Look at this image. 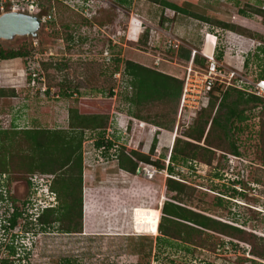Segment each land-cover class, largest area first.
Instances as JSON below:
<instances>
[{
    "label": "rangeland",
    "instance_id": "374dc122",
    "mask_svg": "<svg viewBox=\"0 0 264 264\" xmlns=\"http://www.w3.org/2000/svg\"><path fill=\"white\" fill-rule=\"evenodd\" d=\"M75 1L37 0L41 11L38 14L48 15L52 5L55 9L54 18L42 23L37 37L0 40L3 50L29 52L27 59H0V88L7 92L6 97H0V130L66 131L71 112L111 111L103 139L112 141L114 146L99 149L95 145L96 132H84L82 232L27 234L26 239L14 242L15 254H9L4 246L2 259L10 264H57L65 259L71 264H253V261L264 264V259L249 254L248 244L214 232L206 231L204 239L207 245H216L215 252L180 242L159 244L157 233L137 234L136 229L155 216L146 208L138 213L141 207L159 208L161 216L163 204L169 198L166 192L169 174L156 168L148 170L149 175L144 174L142 169H151L145 164L139 165L141 172L138 169L135 175L129 174L118 168L116 159L120 147L148 155L155 138L152 159H164L167 165L178 137L174 133L176 118L170 132H159L151 122L132 118L126 103L129 89L128 77L123 73L124 62L156 69L184 83L189 64L179 61L175 46L187 45L203 50L206 55L221 53L225 67L255 80L264 73V18L252 13L255 9L264 10V0H167L191 5L193 13L207 18V23L180 15L171 22L168 19L173 18V11L146 0ZM161 16L166 19L163 26L159 25ZM218 22H230L255 35L251 38L249 33L241 35L220 29L215 26ZM146 30L147 43L143 44ZM10 89L15 97L8 96ZM61 93L71 96L62 97ZM234 100L236 96L232 94L226 104ZM242 104L236 107L238 111L244 108ZM165 111L164 107L160 114ZM257 112L256 109L245 112L247 129L240 134V158L229 156L219 167L222 161L216 154L212 165L198 161L179 164L171 175L199 191L194 192L187 206L264 238V170L253 160ZM148 113L154 117L156 110L142 111L141 115ZM187 129L179 128L178 135ZM16 136L15 143L21 138ZM26 177L24 173L11 176L10 192L18 208L28 196L39 200L42 191L43 196L48 194L45 186H32L28 192ZM218 199H222L221 205H217ZM86 210L89 214L85 212L84 217ZM18 222L22 224L21 220ZM17 231L16 235H23L19 226ZM9 240L10 237L7 240L5 237L2 241Z\"/></svg>",
    "mask_w": 264,
    "mask_h": 264
},
{
    "label": "trees",
    "instance_id": "16d2710c",
    "mask_svg": "<svg viewBox=\"0 0 264 264\" xmlns=\"http://www.w3.org/2000/svg\"><path fill=\"white\" fill-rule=\"evenodd\" d=\"M120 1L128 2L129 0ZM146 1L161 7L163 10L173 11V18L168 19L171 22L177 15L205 23L209 21L207 18L193 13L191 5H182L181 2L175 3L167 0ZM252 14L264 18V10L262 9L253 10ZM165 20L161 16L159 25L163 26ZM215 26L241 35H244L242 32L249 33L251 38L255 35L230 22H218L215 23ZM147 37L148 31L146 30L142 35L141 42L143 44L147 43ZM191 52V48L180 45L176 57L179 58V61L188 64L191 60ZM28 56L29 52L25 49L6 51L0 48V59L3 61L27 59ZM221 58L222 54L220 53L217 60H221ZM206 64V58L197 54L194 56V66L205 67ZM123 73L128 77L129 92L126 95V103L132 118L142 122H151L160 130L159 132L162 130L172 131L182 94L183 81L132 61L124 62ZM258 79H264V73L258 75L253 81ZM70 94L61 93V96L68 97L71 96ZM232 94L236 96V100L227 105L226 100ZM6 96L7 92L0 88V97ZM8 96L15 97L13 89H10ZM241 103H243L244 108L238 111L236 107ZM164 107L166 111L164 114H160ZM157 108L160 109L158 112ZM151 109L156 110L154 117L149 113L141 115L142 111L150 112ZM253 109L258 111L253 160L257 166L264 170V99L247 92L244 87L240 89L223 87L212 90L208 107L201 109L197 113L195 123L175 139L167 165H165L164 159H152L151 155H154L157 143L155 138L148 155L120 147L116 157L117 166L120 170L135 175L139 165L145 164L160 171L165 169L170 175L166 178V192L169 198L163 204L161 216L159 208L141 207L138 213L146 208L155 216L149 217L148 223L141 229H136L137 234L157 233L156 241L159 244L180 242L199 249L209 248L211 252H215L216 245L210 243L207 245V241L204 239L207 235L206 231L214 232L248 244L250 246L249 254L253 258L263 261L264 238L256 237L252 233L196 212L190 208L191 205L187 206L193 200L194 192L197 191L198 193L199 191L195 187L178 181L171 175L179 164L189 163L191 165L192 161L193 164L198 161L205 165H212L216 154H219L218 157L222 161L217 165L219 167L229 156L240 158L242 156V151L239 148L240 134L247 129L245 112ZM110 112H71L68 120L69 129L66 131L37 128L0 130V135H3L0 136V143L2 142L0 144V180L4 179L7 186L9 184L7 194L1 195L0 201L7 204L5 206L6 212H11V218L2 227L4 233L0 237V247L5 246L9 254H15L13 252L14 242L26 239V235L30 233L38 236L46 231L64 234L82 232V208H84L82 202L83 136L85 131L96 132L99 139L95 141L96 147L99 149L105 147L104 150L112 148L114 143L103 139ZM157 115L158 120H156ZM16 135H20L21 138L19 137V141L15 143ZM17 173L26 174L25 188L28 192L34 185L35 178L50 177L48 187L51 193L56 196V205L45 209L35 220H30L29 216L19 212L23 206L29 203L31 197L28 196L22 202L21 208L15 205V199L10 192V185L11 176H16ZM234 193L236 192L234 191ZM221 202H223L222 199H218L217 205H221ZM83 212L84 217L85 212L89 214L87 210ZM19 220L22 221L20 225H18ZM18 226L23 235H16ZM5 237L6 240L10 237V242L4 243L2 240ZM150 254L151 248L146 255L149 257ZM252 263L256 264L257 262L253 261ZM3 264H10V262L5 259ZM57 264H71V262L65 259L64 262Z\"/></svg>",
    "mask_w": 264,
    "mask_h": 264
},
{
    "label": "built area",
    "instance_id": "2783aa9c",
    "mask_svg": "<svg viewBox=\"0 0 264 264\" xmlns=\"http://www.w3.org/2000/svg\"><path fill=\"white\" fill-rule=\"evenodd\" d=\"M84 0H76L82 2ZM0 11H16L24 12L38 16L42 23L51 21L54 18V6H50L49 14H38L40 11L37 0H0ZM177 49L179 46H175ZM200 55L207 59L205 67H196L193 65L195 55ZM189 66L185 68V82L183 84L182 94L179 101L176 120L177 126L175 135H178V129L189 128L197 113L208 107L210 93L214 88L221 89L223 87L245 88L258 97L264 99V79L256 81L249 80L237 71H231L217 60V55H206L203 50L192 49L191 60ZM197 70H193V68ZM240 82V83H239ZM248 87H246V86Z\"/></svg>",
    "mask_w": 264,
    "mask_h": 264
},
{
    "label": "clouds",
    "instance_id": "9594fccd",
    "mask_svg": "<svg viewBox=\"0 0 264 264\" xmlns=\"http://www.w3.org/2000/svg\"><path fill=\"white\" fill-rule=\"evenodd\" d=\"M36 16V15H35ZM38 17V16H37ZM39 18V17H38ZM178 136V135H175V137ZM169 164V161L168 163ZM151 169H142L144 170V174H147L149 175V171L148 170H151V171H156L155 168H152L150 167ZM141 169H139L140 171ZM141 172V171H140ZM169 177V175H167ZM45 178V179H43ZM49 178L50 177H40V178H35L34 179V185L35 187H39V186H45V189H47L48 191V194H46L47 196H43L44 195V191H42V195L40 197L39 200L35 199V198H30L29 199V203L26 205V206H23L19 212H22L25 216H29V219L30 220H35V218H37L43 211H45V209L49 208V207H52V206H55L56 205V196L54 194L51 193L49 187H48V184H49ZM36 180H39L38 182H36ZM43 182V183H41ZM5 184V185H2V184ZM7 185L5 183V180L0 184V197L1 195H5L7 194ZM7 204L3 203L0 201V209H2L0 211V235H2V233H4L2 227L4 225V223L11 218V212L9 211L6 212L5 211V206ZM3 238V237H2Z\"/></svg>",
    "mask_w": 264,
    "mask_h": 264
},
{
    "label": "water",
    "instance_id": "95a60500",
    "mask_svg": "<svg viewBox=\"0 0 264 264\" xmlns=\"http://www.w3.org/2000/svg\"><path fill=\"white\" fill-rule=\"evenodd\" d=\"M42 21L35 15L24 12L6 11L0 14V40L15 37H37Z\"/></svg>",
    "mask_w": 264,
    "mask_h": 264
},
{
    "label": "flooded vegetation",
    "instance_id": "af4514ba",
    "mask_svg": "<svg viewBox=\"0 0 264 264\" xmlns=\"http://www.w3.org/2000/svg\"><path fill=\"white\" fill-rule=\"evenodd\" d=\"M1 249H3V248L0 247V264H3V260H4V259H2V257H1V255H2ZM9 262H10V261H9Z\"/></svg>",
    "mask_w": 264,
    "mask_h": 264
},
{
    "label": "crops",
    "instance_id": "0c3cea01",
    "mask_svg": "<svg viewBox=\"0 0 264 264\" xmlns=\"http://www.w3.org/2000/svg\"><path fill=\"white\" fill-rule=\"evenodd\" d=\"M209 24V23H208ZM186 32H188V30H186ZM189 33V32H188ZM187 46V45H186ZM188 48H191V49H194L193 47H190V46H187ZM11 61V60H10ZM12 61H15V60H12ZM7 69V68H6ZM14 71V69H13ZM3 88V87H2Z\"/></svg>",
    "mask_w": 264,
    "mask_h": 264
}]
</instances>
